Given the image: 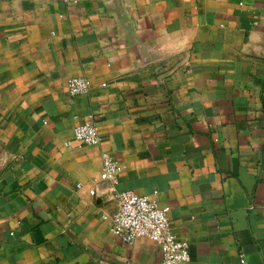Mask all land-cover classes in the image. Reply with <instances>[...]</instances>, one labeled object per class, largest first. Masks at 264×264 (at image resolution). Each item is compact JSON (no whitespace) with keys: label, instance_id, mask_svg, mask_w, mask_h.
I'll list each match as a JSON object with an SVG mask.
<instances>
[{"label":"crops","instance_id":"1","mask_svg":"<svg viewBox=\"0 0 264 264\" xmlns=\"http://www.w3.org/2000/svg\"><path fill=\"white\" fill-rule=\"evenodd\" d=\"M262 46L264 0H0V264H162L103 216L129 188L170 206L190 264H264Z\"/></svg>","mask_w":264,"mask_h":264},{"label":"built area","instance_id":"2","mask_svg":"<svg viewBox=\"0 0 264 264\" xmlns=\"http://www.w3.org/2000/svg\"><path fill=\"white\" fill-rule=\"evenodd\" d=\"M68 88L72 94L88 92L91 81L85 75L71 76ZM74 140L86 144H98L101 135L95 122H83L75 127ZM119 165L114 156L103 155L101 178L118 182ZM118 206L111 213H104L111 221L113 232L125 243L131 244L136 238L146 236L158 243L162 252V264H190L191 254L188 240L180 237L169 219V205L161 206L148 194L134 189L117 193ZM242 258V262H245Z\"/></svg>","mask_w":264,"mask_h":264},{"label":"water","instance_id":"3","mask_svg":"<svg viewBox=\"0 0 264 264\" xmlns=\"http://www.w3.org/2000/svg\"><path fill=\"white\" fill-rule=\"evenodd\" d=\"M130 31H133V30L131 29ZM132 35L135 36L134 34H132ZM258 53L264 55V46H262L260 48V50H258ZM167 54H168L167 48H165L163 46L159 47V48L154 46V48H152L148 53L143 55L142 61L145 63L153 62L159 58L166 56Z\"/></svg>","mask_w":264,"mask_h":264}]
</instances>
